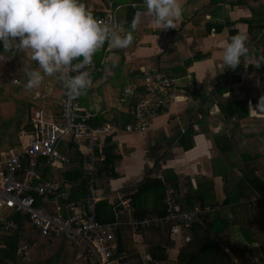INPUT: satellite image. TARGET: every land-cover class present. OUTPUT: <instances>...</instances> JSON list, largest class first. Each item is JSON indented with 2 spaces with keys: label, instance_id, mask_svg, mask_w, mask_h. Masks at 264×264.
<instances>
[{
  "label": "trees",
  "instance_id": "trees-1",
  "mask_svg": "<svg viewBox=\"0 0 264 264\" xmlns=\"http://www.w3.org/2000/svg\"><path fill=\"white\" fill-rule=\"evenodd\" d=\"M85 1L82 3L85 6ZM111 1V0H110ZM116 6L118 4L133 3L136 0H112ZM111 1V2H112ZM130 4V5H131ZM222 5L233 8L238 5L247 7L250 11L248 19H242L247 24V40L253 43L264 31V2L262 0H208L206 5L195 11L191 17V24L199 37L206 36L211 32H219L230 25L229 20L223 24L214 20L222 9ZM86 8V6H85ZM112 10V9H110ZM94 17H103L105 13L91 12ZM234 32V31H231ZM183 31L175 32L170 44L159 56L156 67L151 69L146 77L160 75L162 78L173 79L176 82L177 95L170 106L175 103L182 91L192 89L195 81L193 75L186 74L193 62L199 61L201 55L182 59L178 49L179 41L183 38ZM105 44L103 47H105ZM258 58L264 53L257 54ZM205 57V55H203ZM101 51H97L93 60L97 63L101 59ZM82 59V58H81ZM80 62L79 60L73 63ZM37 69V64L30 58L27 50H8L0 45V156L20 145L18 135L21 131L31 129L30 116L32 109H40L54 120L62 118L63 111L61 99L67 97V89L62 80H54V88L50 95L44 100L38 99L36 94H43L44 80L36 89H26V71ZM103 70V69H102ZM101 70V71H102ZM136 91L128 95L129 109L126 115H122L120 120L112 113L103 117L95 112V116L89 120L92 126H101L109 123L112 127H124L133 122L131 114L136 105L135 93L142 91L146 96L145 75L133 73ZM191 77V85L188 84L187 77ZM264 91L258 96H262ZM258 96L253 103L258 102ZM80 105V99H79ZM217 108L224 118V127L219 136L214 139L218 156L212 159L215 169L223 171L224 199L220 207L219 202L212 205H205L210 202L214 195H209L204 187L191 189L186 195L183 208L178 203V199L169 183L173 180L162 176L147 179L141 184V188L132 195L124 196L130 199L134 208V215L137 218L145 216H158L162 218L166 215L167 205L164 203L166 189L171 187L174 192L175 201L173 210H194L199 208L203 213H198L195 220L187 229L188 237L183 238L182 246L178 247L173 257L176 264H248L250 259L246 257L245 251L237 249L230 244V229L237 226L244 238L250 244H260L264 249V123L258 125L242 124L241 121L249 116V108L246 100H230L218 102ZM264 113V111H257ZM154 116L166 114L162 109L153 111ZM114 119V121H113ZM113 131L108 135L101 147L103 159L96 164V173L82 170V156L76 150L73 142H67L64 149H60L64 159L59 163L47 162L45 158L34 159L28 156L22 157L23 164L36 163L35 171L42 180H53L55 176L59 181L73 182L68 195V202L77 201L87 193V181H92L93 187L98 191L100 182L107 180L114 173V162L118 155L114 154L115 145L111 143ZM193 129H187L179 139V143L185 149L192 146ZM189 135V137H188ZM187 139L188 143L184 140ZM239 174H235V171ZM174 176V175H173ZM146 177V176H145ZM36 205L42 204L44 197L33 194ZM56 196L55 193L47 195L46 199ZM148 198L147 207L142 208V201ZM196 202L199 204L194 205ZM64 204V201H60ZM194 205V206H193ZM106 200L99 198L96 207V220L101 224L112 223L114 213L112 207ZM179 208V209H178ZM206 209V210H205ZM108 215V219H104ZM2 217L6 220H13L18 224L17 229H6L0 217V264H80L79 248L65 238L45 237L39 235L36 228L27 216L13 209H7ZM120 219L125 221L126 216L120 215ZM174 223L163 222L158 225H149L143 228L134 229L127 224L115 226L112 230L116 239V256L133 259L139 264L148 262L149 264H159L169 259L167 251L174 248L175 240L172 237ZM115 230V231H114ZM185 239H188L185 241ZM142 242L147 245L146 257H141L136 243ZM229 252H227V250ZM233 256H230L229 253ZM126 256V257H125Z\"/></svg>",
  "mask_w": 264,
  "mask_h": 264
},
{
  "label": "crops",
  "instance_id": "crops-1",
  "mask_svg": "<svg viewBox=\"0 0 264 264\" xmlns=\"http://www.w3.org/2000/svg\"><path fill=\"white\" fill-rule=\"evenodd\" d=\"M111 1L86 0L85 6L88 11L96 13L112 9L116 25L124 29L123 34L129 35L131 42L123 49L110 47L107 53L103 46L98 50L101 51L100 58L105 56L103 70L90 75L89 86L80 95L82 109L96 111L100 116H109V119L113 113L120 120L129 109L128 94L135 83L132 74L146 75L156 67L160 54L170 44L175 32L183 31L184 37L178 46L182 59L194 55L201 57L186 72L194 77L193 88L182 91L166 114L157 115L142 133L129 134L120 130L112 134L111 143L115 145L113 153L118 158L114 162L113 175L98 185L100 199L114 205L120 194L132 195L141 188L146 178H163L164 175L173 180L169 183L181 207L186 208L187 193L199 186L204 187L209 194L206 197L214 195L205 205L219 202L214 206L220 207L224 199L223 171H217L212 161L218 156L214 139L224 127V118L217 103L241 99L247 101L248 108L250 103L255 107L254 100L264 91V56L257 57V54L264 53V31L253 43H248L246 39L248 51L236 68H226L222 63L226 43L237 34L247 38V24L242 21L250 17L247 7L238 5L230 8L222 5L214 20L223 24L227 19L230 25L219 32L199 37L190 20L208 0H179L182 15L168 28L150 16H142L146 12L145 5L123 3L113 6L114 2ZM55 79L44 78V93L50 95ZM251 119H254L255 125L263 124L264 113L249 111V116L241 123L247 124ZM187 129H193L194 134L192 146L185 149L179 139ZM184 141L188 143L187 139ZM117 163H120L119 167ZM235 174H239L237 170ZM147 200L146 197L141 202L142 208L147 206ZM108 217L106 215L104 219ZM172 234L176 244L167 253L170 252L168 260L174 263L176 250L182 246L183 238L189 235L180 228ZM229 234L230 244L245 251L246 257L250 259L248 264H264V249L260 244H250L235 225ZM2 243L0 240V246ZM136 247L141 257H146L147 245L138 242ZM229 255L233 256L231 252Z\"/></svg>",
  "mask_w": 264,
  "mask_h": 264
},
{
  "label": "built area",
  "instance_id": "built-area-1",
  "mask_svg": "<svg viewBox=\"0 0 264 264\" xmlns=\"http://www.w3.org/2000/svg\"><path fill=\"white\" fill-rule=\"evenodd\" d=\"M145 5L144 0H136L131 5ZM115 21V12L106 10L103 17H98L100 23ZM107 53L110 47L105 45ZM105 57V56H104ZM104 57L97 63L86 67L89 74L99 72L104 66ZM78 63V62H77ZM76 64V63H73ZM71 75L77 74L71 72ZM145 89L148 96L142 91L135 93L136 105L132 115L134 120L124 129L112 127L109 123L101 126H92L89 120L95 116V112L82 109L79 105L80 95L70 99L63 97L60 101L63 115L61 119L54 120L50 115L40 109H32L30 116L31 129L21 131L19 134L20 145L0 156V217L6 229H17L18 224L13 220H6L2 214L7 209H13L28 217L41 236L65 238L79 248L80 264H139L128 257L116 256L115 226L127 224L134 229L149 225H158L165 221L174 223L173 230L187 229L195 220L198 213L203 210H173L175 201L171 187L166 189L164 203L167 204L166 215L145 216L137 218L130 199L125 194L118 196L117 202L112 207L114 221L101 224L96 220L95 207L100 198L98 191L92 185V179L87 181V193L77 201L68 202L70 187L73 182L59 181L55 179L42 180L36 173V163L23 164L22 157L28 156L34 159H43L47 162L59 163L64 157L60 149H64L67 142H73L76 150L82 156V170L96 173V164L104 157L101 147L104 139L113 131H124L129 134L142 133L147 129L148 121L154 116L153 111L162 109L166 113L170 104L177 95L176 82L173 79L162 78L160 75L146 77ZM188 84L191 85V77L188 76ZM136 91V83L133 85ZM131 90V93H133ZM49 93L36 94L38 99L44 100ZM128 94V95H129ZM55 193L50 199L47 195ZM33 194L44 197L41 205H36ZM60 201H64L61 204ZM206 210V209H205ZM125 215V221L120 215ZM115 231V230H114ZM186 232V231H185ZM188 239H185L187 241Z\"/></svg>",
  "mask_w": 264,
  "mask_h": 264
},
{
  "label": "clouds",
  "instance_id": "clouds-1",
  "mask_svg": "<svg viewBox=\"0 0 264 264\" xmlns=\"http://www.w3.org/2000/svg\"><path fill=\"white\" fill-rule=\"evenodd\" d=\"M146 12L172 27L183 12L179 0H144ZM115 21L100 23L82 0H0V45L8 50H27L37 69L26 71V89L38 88L45 77L63 81L70 99L81 95L89 86L86 69L95 53L105 44L112 49L130 45L131 37ZM246 36L231 37L223 50L222 63L236 68L248 48ZM82 58V59H81ZM118 59V58H116ZM80 62L73 64V61ZM71 72L77 74L71 75ZM249 111H264V96Z\"/></svg>",
  "mask_w": 264,
  "mask_h": 264
},
{
  "label": "rangeland",
  "instance_id": "rangeland-1",
  "mask_svg": "<svg viewBox=\"0 0 264 264\" xmlns=\"http://www.w3.org/2000/svg\"><path fill=\"white\" fill-rule=\"evenodd\" d=\"M252 121H247L248 123H247V125H255L256 123H255V121H254V119H251ZM249 122H251V123H249ZM119 164L120 163H117V166L119 167ZM147 205H148V202H147ZM147 207V206H146ZM187 234H188V232H187ZM159 264H176V263H173L172 261H170V260H165V261H163V262H160Z\"/></svg>",
  "mask_w": 264,
  "mask_h": 264
},
{
  "label": "bare ground",
  "instance_id": "bare-ground-1",
  "mask_svg": "<svg viewBox=\"0 0 264 264\" xmlns=\"http://www.w3.org/2000/svg\"><path fill=\"white\" fill-rule=\"evenodd\" d=\"M167 205V204H166ZM173 208V207H172ZM179 209V208H178ZM167 212V211H166ZM157 216V215H156ZM158 217V216H157ZM126 257V256H125Z\"/></svg>",
  "mask_w": 264,
  "mask_h": 264
}]
</instances>
